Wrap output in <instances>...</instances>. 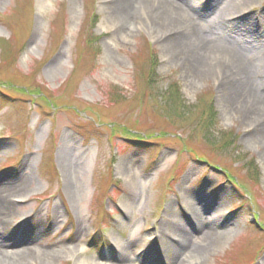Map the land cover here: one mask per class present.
Listing matches in <instances>:
<instances>
[{
	"label": "rangeland",
	"instance_id": "1",
	"mask_svg": "<svg viewBox=\"0 0 264 264\" xmlns=\"http://www.w3.org/2000/svg\"><path fill=\"white\" fill-rule=\"evenodd\" d=\"M244 8L250 29L264 0ZM139 22L125 34L107 0H0V233L14 243L0 264H168L190 205L226 233L190 264H264L260 119L226 70L194 77L164 27ZM24 168L28 189L6 197Z\"/></svg>",
	"mask_w": 264,
	"mask_h": 264
},
{
	"label": "bare ground",
	"instance_id": "2",
	"mask_svg": "<svg viewBox=\"0 0 264 264\" xmlns=\"http://www.w3.org/2000/svg\"><path fill=\"white\" fill-rule=\"evenodd\" d=\"M189 1L107 0L109 13L121 23L125 34L132 33L135 27L141 25L139 21L143 20L156 27H164V43L174 54L180 55L188 63L194 77L211 73L213 69L226 70L228 77L232 80V89L229 91L240 94L237 98L241 109L245 114H251L260 119V123H257L258 129L264 133V66L261 75L254 74L257 67L249 57L252 44H258L261 40L264 46V9L258 13L259 22H253L249 29L245 25H248L251 15L245 14L248 8L244 7L250 6L255 0H201V9L214 10L219 23H212L207 19L204 26H200L199 22L203 21V15L196 16L198 7L191 4L194 1L188 3ZM208 1H210L209 4H207ZM235 16L237 20H233ZM204 18L207 16L204 15ZM222 28L230 29L229 31L235 34L231 35L222 31ZM228 97L231 103L232 98ZM25 172L24 168L22 175L15 179L16 184L10 192H4L6 197L20 196L28 189L31 181L30 176ZM203 206L206 211V205ZM190 207L193 210L189 218L193 223V231H189L181 224L176 225L177 230L174 231L177 235V246L168 264H190L191 256L206 252L214 242L226 234L219 231L223 224L217 225L215 222L214 225L208 224L207 217L205 218L203 214L198 215L195 205ZM193 233L197 237L191 236ZM17 236L24 239L22 232H18ZM114 240L119 246L120 238L115 237ZM13 245L11 237L2 238L0 233V256L8 263L10 260L6 259ZM127 248L126 245L122 247V259L129 261L132 259V252H129ZM169 251L168 248L167 252ZM76 262L77 264H104L96 260L89 262L88 259L80 258Z\"/></svg>",
	"mask_w": 264,
	"mask_h": 264
},
{
	"label": "trees",
	"instance_id": "3",
	"mask_svg": "<svg viewBox=\"0 0 264 264\" xmlns=\"http://www.w3.org/2000/svg\"><path fill=\"white\" fill-rule=\"evenodd\" d=\"M211 115V114H210ZM214 115V114H213ZM212 118L211 117H208V121H210Z\"/></svg>",
	"mask_w": 264,
	"mask_h": 264
}]
</instances>
